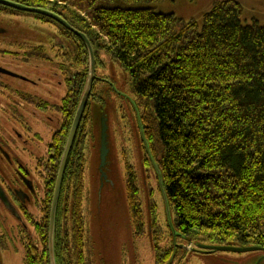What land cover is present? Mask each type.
Wrapping results in <instances>:
<instances>
[{
  "label": "trees",
  "instance_id": "obj_1",
  "mask_svg": "<svg viewBox=\"0 0 264 264\" xmlns=\"http://www.w3.org/2000/svg\"><path fill=\"white\" fill-rule=\"evenodd\" d=\"M11 1L59 15L86 35L96 59L103 52L127 75L142 108L143 135L158 165L178 234L175 240L172 236L170 249L160 247V231L153 229L156 216L152 217L149 231L155 264H166L175 247L180 249L178 239L195 246L264 248V22L243 24L242 6L234 0L214 2L201 26L194 20L182 22L173 14L135 6L158 0ZM26 14L57 26L75 50L73 61L82 67L69 72L64 98L51 105L60 116V125L47 146L49 165L41 216L35 222L27 217L36 237L22 239L24 264H50L48 231L54 184L87 82L89 57L80 38L60 24L39 14ZM44 55L37 47L27 60ZM69 55L70 51L66 58ZM19 94L39 110H47V102L39 97ZM91 99L92 91L61 182L54 226L56 264H86L83 146ZM101 115L94 117L99 120ZM126 187L134 234L141 236L144 227L138 217L141 209L136 204L134 176Z\"/></svg>",
  "mask_w": 264,
  "mask_h": 264
},
{
  "label": "rangeland",
  "instance_id": "obj_2",
  "mask_svg": "<svg viewBox=\"0 0 264 264\" xmlns=\"http://www.w3.org/2000/svg\"><path fill=\"white\" fill-rule=\"evenodd\" d=\"M216 1L222 0H158L135 6L150 7L159 13L173 14L182 22L194 20L201 26L204 15ZM234 1L242 6L243 24H251L254 21L263 24L264 0ZM62 41L66 48L69 47L70 58H66L67 54L65 58H57L58 50L53 48V45L59 46ZM37 47L41 48L43 53L46 49V55L51 57L53 62L51 59L47 62L42 59H31L28 63L17 62L20 56L27 57L28 53ZM25 49L30 51L25 54L20 52ZM75 54V50H71V42L66 41L54 24L44 23L30 14L11 13L0 8V68L36 82L25 83L4 74L0 75L2 189L7 190L8 186L16 187L13 181L19 166L29 172L33 170L35 157L43 153L52 133L60 125L59 114L53 110L40 112L33 105L24 103L19 92L48 99L49 103H59L66 92V78L69 72L82 70V67L73 61ZM94 62L95 79L91 90L89 118L85 122L86 138L83 146L85 162L82 210L85 219L86 264H155L154 245L149 231L152 217L156 216L155 228H152L160 231V247L169 248L172 243L170 222L173 221L174 215L172 211L170 215L167 213L156 169L149 159L142 138L144 129L141 131L143 124L138 118L142 108L130 88L127 75L114 60L100 52ZM98 113L107 117L108 125V154L103 169L106 176L104 180L101 179L100 172L101 117L99 120L94 117ZM35 133L41 137L39 143L33 138ZM26 141L30 143L31 153L23 148ZM132 176L135 177L138 188L136 204L141 209L138 217H142L144 227V234L141 236L134 234L127 199L126 184ZM41 195L42 192L40 198ZM30 211L39 220L41 213L38 208L30 207ZM67 216L69 229L70 212ZM15 223L0 202V264H24L25 250L22 241L18 238L15 228L12 232L9 228ZM29 234L35 238L32 230H29ZM177 244L180 249L175 247L166 264H230L223 252L217 251L213 255L197 254L190 252V248L195 247L194 244L180 239ZM183 245L184 249L181 247ZM172 256L175 257L173 261Z\"/></svg>",
  "mask_w": 264,
  "mask_h": 264
},
{
  "label": "flooded vegetation",
  "instance_id": "obj_3",
  "mask_svg": "<svg viewBox=\"0 0 264 264\" xmlns=\"http://www.w3.org/2000/svg\"><path fill=\"white\" fill-rule=\"evenodd\" d=\"M53 48H57L58 50L57 52L58 59H59V56H62L63 58H65V54L69 53L68 51L69 47L66 48L64 41H62V44L59 46L53 45ZM29 51L30 49L29 50L25 49L20 52L25 54ZM45 51L48 52L46 49ZM45 51H44L45 57L42 58V60L47 62V61H50L51 57L47 56ZM19 59L20 60L17 61L18 63L30 62V60H27L26 56H20ZM51 61L53 62L52 59ZM14 74L16 76H10V77H13L25 83L36 84V82L32 81L28 77H25L21 74H16V73ZM6 87H8V85H6ZM18 91H21V90H18ZM65 93L61 97L60 101L64 98ZM27 95H31V94H27ZM39 98L42 99L41 97ZM42 100L47 102L48 104L47 110H52L51 105L60 103V101L59 103H49L50 101L44 98ZM23 102L26 104H29L24 100ZM40 112H44V111L40 110ZM48 119L51 120L50 117ZM33 138L37 142L41 140V137L37 133L34 134ZM25 143L26 144L23 146V148H25L28 151L30 150V153H31L30 143L27 141ZM47 146L44 148L43 153L40 156L35 157V162L33 163V167H32L33 170L31 172H29L28 170H26L25 168L21 166L17 168L16 174H15L16 178L13 181L16 187L8 186L7 190H4L0 186V202L2 203L4 209L13 217V219L16 222L15 225L12 224L9 227L10 231L12 232L13 229L15 228L16 234L18 235V238L20 239V241H22V239L25 237L26 238L28 236L30 237L29 230H32L35 233L34 226L32 223H30V221H28L27 217L29 216L30 218H32L33 222L38 220L36 218V215L31 213L30 207L35 206L40 211L39 206L44 196V186H45L44 183L47 178L46 171L48 170V165H49L48 156H47ZM41 192H42V195L40 198ZM35 237H36V234H35ZM31 239H35V238L31 237ZM232 247H235V246H232ZM258 248H259L258 250L246 251V252H236V251H219V252H223L226 254L225 256L228 258V262L230 264H264V248H260V247ZM190 252L197 253V254H208V255L209 254L213 255L215 253V252L201 250L198 248H190ZM171 260L173 261V258H171Z\"/></svg>",
  "mask_w": 264,
  "mask_h": 264
},
{
  "label": "water",
  "instance_id": "obj_4",
  "mask_svg": "<svg viewBox=\"0 0 264 264\" xmlns=\"http://www.w3.org/2000/svg\"><path fill=\"white\" fill-rule=\"evenodd\" d=\"M0 5L8 7V8H12L24 13H32V14H39L41 16L47 17L55 22H57L58 24H60L62 27H64L66 30L70 31L72 34L76 35L77 37L80 38V40L84 43V45L86 46L87 52H88V57H89V64H88V76H87V82L85 85V89L84 92L81 96L80 102L78 104V107L76 109L71 127L69 129V133L66 139V143L64 145L63 148V152L60 158V163H59V168H58V172H57V176H56V180H55V185H54V190H53V195H52V201H51V207H50V213H49V231H48V252H49V263L50 264H56L55 262V256H54V226H55V213H56V207H57V202H58V197H59V192H60V187H61V182H62V178H63V174H64V170H65V166H66V162H67V158L70 152V149L72 147L73 144V140L75 138L78 126L80 124L82 115L85 111L89 96H90V92L92 89V85H93V81L95 79V58H94V51L93 48L91 46L90 41L88 40V38L86 37V35L82 32H80L79 30H77L76 28L72 27L65 19H63L62 17H60L59 15L42 9V8H38V7H30V6H26L11 0H0ZM0 74H5V75H9V76H16L14 73H12L11 71H8L6 69L0 68ZM124 95V94H121ZM100 172H101V179L104 180L106 179V176L103 172V169L106 165V157L108 154V147H107V131H108V125H107V117L105 115H101L100 116ZM139 118V116H138ZM140 120V119H139ZM140 123V122H139ZM141 126V125H140ZM142 126H141V131H142ZM142 138L144 140L145 146H146V151L148 153V156L150 158V160L153 163V166L156 169V173L158 175V181H159V185L161 188V192L162 195L164 197V202H165V207L167 210V213L170 215V210H169V206L167 203V199H166V195H165V191L163 189L162 186V181L160 178V172L158 170L157 165L154 163L152 156L150 154L149 148L147 146V142L144 138V136L142 135ZM170 226L172 229V236L173 239L175 240L176 236L178 235L172 225V222H170ZM183 247V246H181ZM196 248L201 249V250H205V251H209V252H217V251H236V252H246V251H253V250H258V247L255 246H246V247H232V246H221V245H205V244H197Z\"/></svg>",
  "mask_w": 264,
  "mask_h": 264
}]
</instances>
